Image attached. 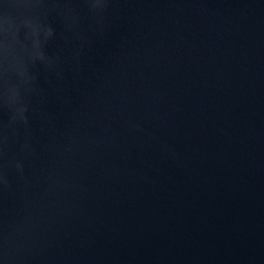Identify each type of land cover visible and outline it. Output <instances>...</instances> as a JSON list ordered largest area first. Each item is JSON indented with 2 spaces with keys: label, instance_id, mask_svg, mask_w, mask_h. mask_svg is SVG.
I'll return each mask as SVG.
<instances>
[{
  "label": "water",
  "instance_id": "water-1",
  "mask_svg": "<svg viewBox=\"0 0 264 264\" xmlns=\"http://www.w3.org/2000/svg\"><path fill=\"white\" fill-rule=\"evenodd\" d=\"M0 264H264V0H0Z\"/></svg>",
  "mask_w": 264,
  "mask_h": 264
}]
</instances>
